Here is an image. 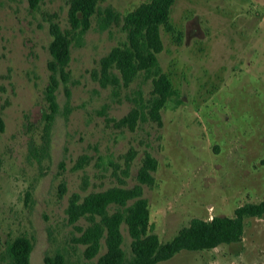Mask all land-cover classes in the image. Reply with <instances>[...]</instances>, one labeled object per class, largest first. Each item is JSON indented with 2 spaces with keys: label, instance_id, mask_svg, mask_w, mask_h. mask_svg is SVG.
I'll return each mask as SVG.
<instances>
[{
  "label": "rangeland",
  "instance_id": "1",
  "mask_svg": "<svg viewBox=\"0 0 264 264\" xmlns=\"http://www.w3.org/2000/svg\"><path fill=\"white\" fill-rule=\"evenodd\" d=\"M149 0H104L127 14ZM172 31L162 30L158 58L179 93L162 111V125L134 130L126 116L138 93L152 86L103 87L100 61L126 35L102 31L96 18L83 43H74L66 83L57 89L58 113L49 147L43 145L50 84L49 26L69 28V0H0V264L8 245L30 239L31 264L62 253L67 264H97L76 238L68 207L114 186L133 187L146 152L157 160L153 187L144 186L153 232L171 241L193 219L233 216L264 199V0H174ZM134 158L130 161L131 156ZM130 168L127 169V162ZM123 248L132 257L122 225ZM158 264H264V215L246 219L239 242L211 250H183Z\"/></svg>",
  "mask_w": 264,
  "mask_h": 264
},
{
  "label": "trees",
  "instance_id": "2",
  "mask_svg": "<svg viewBox=\"0 0 264 264\" xmlns=\"http://www.w3.org/2000/svg\"><path fill=\"white\" fill-rule=\"evenodd\" d=\"M30 7L37 9L41 0H29ZM104 0H69V28L60 23L49 26L52 40L49 50L51 60L50 84L46 90L49 112L45 114L43 146L49 147L52 126L58 113L56 92L69 76V63L74 43L81 45L84 36L96 18L97 26L105 31L119 28L126 35V41L114 46L100 61L99 81L103 87H129L137 80L150 83L152 90L148 97L142 91L135 99L131 111L114 120L118 127L134 130L140 122H156L162 125V111L168 102L178 96L169 76L163 70L158 54L164 49L162 30L172 31L171 12L174 0H149L127 14L112 6L102 7ZM5 131V121L0 114V133ZM134 158L131 156L130 161ZM127 162V169L130 168ZM158 160L146 152L138 171V183L133 187L114 186L104 191L92 192L81 200L75 194L68 207L72 223L85 218L86 227H78L76 238L85 246L84 257L94 259L105 241L106 251L100 255L97 264H158L174 257L177 253L211 250L222 244L241 241L245 221L251 217L264 215V199L258 203H248L238 207L233 216H214L211 220L193 219L168 242H162L153 232L151 210L144 196V186L156 184L154 173ZM126 224L131 236L132 257L127 258L123 248L122 225ZM32 243L27 237H17L8 245L11 264H31ZM45 264H67L62 253L45 257Z\"/></svg>",
  "mask_w": 264,
  "mask_h": 264
}]
</instances>
